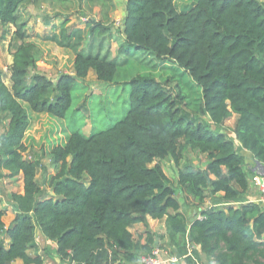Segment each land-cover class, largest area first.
Returning a JSON list of instances; mask_svg holds the SVG:
<instances>
[{
    "label": "trees",
    "instance_id": "obj_1",
    "mask_svg": "<svg viewBox=\"0 0 264 264\" xmlns=\"http://www.w3.org/2000/svg\"><path fill=\"white\" fill-rule=\"evenodd\" d=\"M28 1L0 0V28L16 26L22 41L20 8ZM192 1L184 11L174 0L126 1L119 51L170 61V69L188 79L172 95L152 74L131 78V105L122 119L88 136L75 131L52 150L59 170L49 178L50 190L38 181L41 161L25 156L29 109L65 119L77 81L94 72L99 81L116 83L119 63L102 52L111 28L93 19L88 50L80 49L81 29L49 37H60L75 53L72 71L55 79L35 70L36 44L17 45L11 86L0 72V171L21 177L24 191L11 194L9 226L0 208V264H46L41 254L30 253L37 230L70 264H138L140 254L155 247H169L186 264H203L199 248L216 264H264V206L204 207L219 193L230 201L248 191L246 158L236 142L264 164V0ZM97 34L102 36L94 44ZM234 116L236 141L225 126ZM188 149L205 154L206 167L183 162ZM167 158L175 163L186 204L202 207L203 219L190 221L181 211L162 165ZM148 217H166V234L147 228L141 244L130 227L147 224Z\"/></svg>",
    "mask_w": 264,
    "mask_h": 264
},
{
    "label": "rangeland",
    "instance_id": "obj_2",
    "mask_svg": "<svg viewBox=\"0 0 264 264\" xmlns=\"http://www.w3.org/2000/svg\"><path fill=\"white\" fill-rule=\"evenodd\" d=\"M126 1L29 0L20 8V21L25 22L26 36L23 41L16 35V26L4 25L0 28V72L9 86H11L14 52L21 42H31L37 45L40 52L38 53L39 63L35 70L55 79L63 72L72 71L75 53L66 43H60V37L53 41L49 39L50 36L56 33L59 35L64 28L69 33L81 29L83 41L80 49L88 50L94 37L88 26L92 19L111 28L108 36H105L102 52L105 55L109 52V57L115 58L119 63L116 83L99 81L94 72L89 73L85 80H78L74 89V102L65 119L29 109L31 125L25 136V143L29 150L25 156L31 158L33 153L32 158H38L41 161L38 181L44 190H50L49 178L59 170V166L54 164L51 158L52 150L57 145L66 144L70 135L75 131L88 136L107 129L126 115L131 105L129 84L131 78L138 74H152L172 95L177 93V83L178 85L184 84L188 79L186 74L181 76L178 74L180 71L171 70L174 64L170 61L147 60L135 54V51H128V53L124 49L119 51V45L123 42L122 30ZM174 1L180 11L193 6L192 0ZM47 21L50 23L47 24ZM100 36L102 35H96L94 44L99 42ZM84 52L89 53L90 51ZM169 77L172 79L166 81ZM24 105L28 107L26 103ZM232 122L231 118L225 123L226 131L231 129ZM205 160V155L199 152L189 149L184 152L183 162L201 166ZM162 165L178 193L175 180L177 168L173 159L162 160ZM5 174V171H0V191L2 192L0 208L5 210L4 221L6 226H9L15 215L11 207V194L22 193L24 183L21 177L10 178ZM48 262L49 264L54 263L53 260ZM16 263L21 264V261Z\"/></svg>",
    "mask_w": 264,
    "mask_h": 264
},
{
    "label": "crops",
    "instance_id": "obj_3",
    "mask_svg": "<svg viewBox=\"0 0 264 264\" xmlns=\"http://www.w3.org/2000/svg\"><path fill=\"white\" fill-rule=\"evenodd\" d=\"M232 119H233V122H232L231 128L233 127L235 116ZM227 132L229 133L231 139L236 141L234 133H232V129L227 131ZM236 145L238 148V152L241 153L246 158L245 168H246V172L248 175V182H249L248 191L245 194H243L240 198L233 199L230 201L222 200L221 197L219 198V196L223 195V193H219V195L217 197H211L205 203L204 207L213 206L216 208H222V207H225L227 205H233V206L237 207L244 202H255V203H258V204L264 206L258 200L259 191H258V188L256 187L255 181H254L255 177L258 174H261L262 172H264V167L262 165L259 166L257 161L254 159L253 155L248 150L244 149L240 142H236ZM203 155H205V154H203ZM205 157H206V155H205ZM206 164H207V158L204 161V163H202L201 166L206 167ZM175 180H176V177H175ZM175 196L182 204L181 211L187 214L190 221H192V219H194L195 217H198V215L200 214V212L202 210L201 209L202 207L196 208L194 206H188L186 204L184 194L180 190H178V193H176ZM216 198H219V199H216ZM147 228L153 233L166 234V217H164L162 219H153L151 217H148L147 224L136 223L130 227V231L132 232L134 238L137 241H139L141 244H143L146 242ZM168 240H169L168 236H166L164 239L161 240L162 241L161 245L163 247H167L168 243H169ZM36 245L37 246L35 248L30 250V253L41 254L45 258L46 264H49L48 261H50V260H53V262H54L53 264H70V262H68V261L64 262L61 260L60 256L57 253V249H58L57 243L55 241L47 239L45 236H43L41 234V232L39 230L36 231ZM198 251L201 254L200 257H201V261L203 264H216L213 257L207 256L205 253H203L200 250V248L198 249ZM171 254H173V253L171 252V249L169 247L167 250L162 249V251H161V256L165 260H167L168 258H171V256H173ZM145 255H146L145 253L140 254L138 264H143L142 260H143ZM164 264H186V263H185L184 259L181 257V258H179V260L177 262L167 261Z\"/></svg>",
    "mask_w": 264,
    "mask_h": 264
},
{
    "label": "built area",
    "instance_id": "obj_4",
    "mask_svg": "<svg viewBox=\"0 0 264 264\" xmlns=\"http://www.w3.org/2000/svg\"><path fill=\"white\" fill-rule=\"evenodd\" d=\"M255 185L258 188L259 191V202H261L264 205V172L261 174H258L255 179ZM199 219H203L204 217L202 215H198ZM161 251L162 249L160 247H155L150 255H145L143 258V264H164L167 261L171 262H177L179 260V257L173 255L171 258H168L165 260L161 256ZM72 264H77V263H72ZM82 264H87V263H82Z\"/></svg>",
    "mask_w": 264,
    "mask_h": 264
},
{
    "label": "water",
    "instance_id": "obj_5",
    "mask_svg": "<svg viewBox=\"0 0 264 264\" xmlns=\"http://www.w3.org/2000/svg\"><path fill=\"white\" fill-rule=\"evenodd\" d=\"M257 163L260 165H262L264 167V164H262L260 161H257ZM195 219H197V217H195L194 219H192V221H194Z\"/></svg>",
    "mask_w": 264,
    "mask_h": 264
},
{
    "label": "clouds",
    "instance_id": "obj_6",
    "mask_svg": "<svg viewBox=\"0 0 264 264\" xmlns=\"http://www.w3.org/2000/svg\"><path fill=\"white\" fill-rule=\"evenodd\" d=\"M198 218V217H197Z\"/></svg>",
    "mask_w": 264,
    "mask_h": 264
}]
</instances>
